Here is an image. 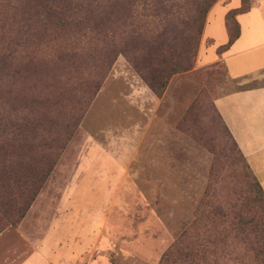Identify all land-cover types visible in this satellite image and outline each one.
Listing matches in <instances>:
<instances>
[{
    "label": "rangeland",
    "instance_id": "1",
    "mask_svg": "<svg viewBox=\"0 0 264 264\" xmlns=\"http://www.w3.org/2000/svg\"><path fill=\"white\" fill-rule=\"evenodd\" d=\"M183 1L122 0L121 14L109 16L107 39L126 43L133 29L160 30ZM5 16L0 14V32L7 34ZM127 56L113 55L23 217L0 230V264H19L47 242L67 245L69 264H157L191 224L201 200L205 211L220 205L228 212L225 247L234 252L220 264H261L253 257L260 242L256 227L238 238L229 230L232 213L251 216L239 205L252 189L213 107L232 89L223 70H194L193 61L191 70L172 76L155 95ZM212 227H204L206 241L214 236Z\"/></svg>",
    "mask_w": 264,
    "mask_h": 264
},
{
    "label": "trees",
    "instance_id": "2",
    "mask_svg": "<svg viewBox=\"0 0 264 264\" xmlns=\"http://www.w3.org/2000/svg\"><path fill=\"white\" fill-rule=\"evenodd\" d=\"M215 1L184 0L170 13L172 21L160 30L133 29L123 43L107 39L109 16L114 10L121 14L122 0H0V14L9 23L7 34L0 32V230L23 217L113 55L129 54L128 61L141 80L159 95L172 76L191 70L205 15ZM243 1L225 15L228 41L222 48L237 36L234 16L248 9L241 8ZM159 11L167 10L162 6ZM3 26L0 23V31ZM235 149L252 189L239 211L251 216L245 220L232 213L229 230L238 238L254 225L260 242L256 241L253 257L263 264L264 193ZM198 205L191 224L175 237L157 264L229 260L234 251L225 247L223 229L225 223L229 225L228 212L220 205L205 211L208 204L202 200ZM208 222L214 224L213 230L216 227L211 241L203 234Z\"/></svg>",
    "mask_w": 264,
    "mask_h": 264
},
{
    "label": "crops",
    "instance_id": "3",
    "mask_svg": "<svg viewBox=\"0 0 264 264\" xmlns=\"http://www.w3.org/2000/svg\"><path fill=\"white\" fill-rule=\"evenodd\" d=\"M229 0H217L207 11L194 67L219 65L232 89L213 100V107L264 193V0H250L249 7L234 16L237 36L228 41L225 15L237 9ZM58 242L37 246L19 264H69L72 250ZM55 253L54 261L49 255ZM64 254V255H62Z\"/></svg>",
    "mask_w": 264,
    "mask_h": 264
}]
</instances>
